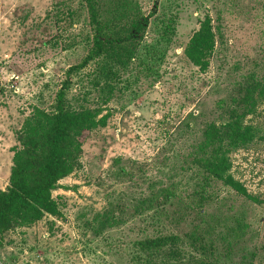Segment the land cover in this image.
Returning <instances> with one entry per match:
<instances>
[{"label":"rangeland","instance_id":"rangeland-1","mask_svg":"<svg viewBox=\"0 0 264 264\" xmlns=\"http://www.w3.org/2000/svg\"><path fill=\"white\" fill-rule=\"evenodd\" d=\"M136 1L145 30L128 65L97 87L94 62L70 78L67 102L83 98L104 124L82 132L75 167L51 191L57 213L0 233V264H138L132 241L155 233L152 210L127 214L101 234L90 228L93 217L111 202L131 206L163 189L193 191L199 168L192 153L202 132L233 108L249 109L241 120L252 133L229 152L240 188L213 181L201 214L221 228L245 226L239 247L254 252L252 264H264V0ZM206 15L215 37L201 70L185 47ZM88 32L82 0H0V190L17 131L32 105L52 108L67 67L87 53ZM242 96L246 103L236 105ZM175 200L165 203L170 212L180 209ZM175 216L159 226L181 232L197 221L191 213L176 226Z\"/></svg>","mask_w":264,"mask_h":264},{"label":"trees","instance_id":"trees-1","mask_svg":"<svg viewBox=\"0 0 264 264\" xmlns=\"http://www.w3.org/2000/svg\"><path fill=\"white\" fill-rule=\"evenodd\" d=\"M82 1L89 24V32L85 35L87 53L79 62L67 67L65 78L54 94L52 108L32 105L16 133L19 147L13 149L8 183L0 190V233L38 220L44 213H57L51 191L57 181L75 167L81 152L82 132L105 122V115L97 117L98 109L82 102L83 98L74 106L67 102L71 75L94 62L90 80L95 87L107 84L132 60L139 36L145 30V19L136 0ZM214 37L211 18L206 15L186 44V56L201 70L207 68V53L214 45ZM76 95L83 97L81 91ZM236 103L245 104V96ZM248 110L239 114L233 108L224 123H210L203 130L202 139L192 153L193 163L199 168L197 187L193 191L181 195L177 188L171 192L163 189L140 198L131 206L111 202L90 222L94 234L121 225L127 214L143 216L144 210H152L150 219L155 233L132 241L133 258L138 264H221L232 260L234 255H238L234 264H252L254 252L239 247L245 226L221 228L206 221L201 214L213 194L208 188L210 183L222 181L235 190L240 188L229 173V152L252 137L250 128L241 120ZM174 199L177 204L180 202V209L170 212L165 203ZM191 213L197 221L189 223L188 229H180L181 232H169L167 227L159 226L162 217L171 218L177 214L174 221L178 226Z\"/></svg>","mask_w":264,"mask_h":264}]
</instances>
